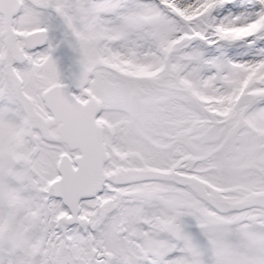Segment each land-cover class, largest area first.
I'll list each match as a JSON object with an SVG mask.
<instances>
[{"label": "snow or ice", "instance_id": "obj_1", "mask_svg": "<svg viewBox=\"0 0 264 264\" xmlns=\"http://www.w3.org/2000/svg\"><path fill=\"white\" fill-rule=\"evenodd\" d=\"M0 264H264V0H0Z\"/></svg>", "mask_w": 264, "mask_h": 264}]
</instances>
